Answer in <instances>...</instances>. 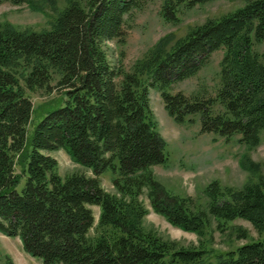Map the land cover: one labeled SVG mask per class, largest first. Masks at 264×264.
<instances>
[{"label":"trees","instance_id":"1","mask_svg":"<svg viewBox=\"0 0 264 264\" xmlns=\"http://www.w3.org/2000/svg\"><path fill=\"white\" fill-rule=\"evenodd\" d=\"M3 1L39 8L35 0ZM145 1L65 0L38 30L0 22V233L18 237L41 264H264V176L239 186L211 179L202 187L203 203L169 191L151 170L165 163L167 152L149 103L153 87L174 121L197 119L200 132L258 144L264 138V0H243L173 41L167 32L125 68L109 59L107 42H123L126 21ZM206 1L160 0L158 14L175 22ZM216 49L222 53L211 93L170 91ZM26 90L55 95L34 108ZM56 149L90 172L59 174L49 153ZM243 155L241 163L258 172ZM105 170L113 191L101 185ZM142 193L176 227L201 236L211 224L221 232L232 226L233 236L246 240L210 259L201 245H182L144 225ZM235 218L257 235L247 238L245 227L229 225Z\"/></svg>","mask_w":264,"mask_h":264},{"label":"rangeland","instance_id":"2","mask_svg":"<svg viewBox=\"0 0 264 264\" xmlns=\"http://www.w3.org/2000/svg\"><path fill=\"white\" fill-rule=\"evenodd\" d=\"M38 7L32 8L28 2L13 4L8 1L0 3V22H9L17 28L41 29L47 28L49 22L64 4L65 0H35ZM160 0H146L143 7L135 10L125 23V38L123 42H107L106 52L110 60H120L125 68L140 57L155 40L167 32L174 39L182 37L192 26L202 22L207 17H215L241 5L243 0H209L195 4L179 13L175 22H169L158 14ZM171 41V42H172ZM222 49L211 52L208 61L194 75L176 82L170 91L181 90L189 93L193 90L212 92L217 81L218 62ZM33 107L44 103L55 95L54 91L44 93L40 90L30 92ZM149 103L156 120L157 130L165 140L167 160L163 164L152 165L151 170L160 183L169 191L186 194L196 202L203 203L202 187L211 179L221 184L239 186L256 174L264 176V138L255 146H246L235 138L224 141L222 137L212 132H200L198 120L178 123L165 110L157 89L149 88ZM49 153L57 161V170L63 175L71 171H90L73 161L63 149L51 150ZM247 155L249 160L258 164V172H253L241 159ZM100 182L107 191H113L110 172L100 173ZM22 180L16 188H19ZM148 212L143 223L152 225L162 236L179 241L182 245L196 247L201 245L206 249L205 256L214 258L216 253L233 248L245 241L235 238L233 228L221 232L213 224L206 228L203 235L198 236L192 231H186L167 222L163 216L151 210L144 193L139 196ZM94 221L97 219L98 207L89 205ZM241 225L248 230V237H255L256 231L251 224L241 218L229 221V225ZM92 230H90V233ZM0 264H41L36 257L26 253L16 236H6L0 233Z\"/></svg>","mask_w":264,"mask_h":264}]
</instances>
